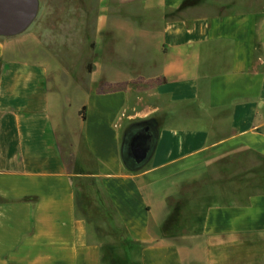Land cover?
Wrapping results in <instances>:
<instances>
[{
    "label": "crops",
    "instance_id": "0c3cea01",
    "mask_svg": "<svg viewBox=\"0 0 264 264\" xmlns=\"http://www.w3.org/2000/svg\"><path fill=\"white\" fill-rule=\"evenodd\" d=\"M96 8L100 47L136 27L141 52L101 56L69 161L47 66L7 58L0 38V264H102L114 232L142 244L139 264H264V0ZM152 117V158L129 173L121 134ZM182 207L198 218L167 234Z\"/></svg>",
    "mask_w": 264,
    "mask_h": 264
},
{
    "label": "rangeland",
    "instance_id": "374dc122",
    "mask_svg": "<svg viewBox=\"0 0 264 264\" xmlns=\"http://www.w3.org/2000/svg\"><path fill=\"white\" fill-rule=\"evenodd\" d=\"M97 3L98 0H44L36 19L23 34L4 39L7 58L34 59L47 66L50 113L53 121L59 120L65 137V141L60 140V148L66 161L73 154L67 149V145L70 142V131L74 135L75 128L78 127L76 109L84 104L91 74L98 67L101 56L106 62L111 55L129 54L137 58L141 52L135 26L129 32L124 31V36L121 37V42L126 41L124 45H114V34L108 38L113 46L110 41H104L107 42L105 48L98 45L97 25L95 17L91 15L92 10H98ZM103 4L101 7H108L105 2ZM105 32L107 30L102 31V34L105 35ZM211 199L215 201V198ZM198 216L194 215L191 208L182 207L179 221L176 218L177 221L166 224L167 234H170L172 226L181 228L182 233L186 234L187 219L193 220ZM98 230L102 236L105 235L101 227ZM110 235L103 240L105 245L102 264H139L138 254L142 244L130 239H120L116 232L114 236Z\"/></svg>",
    "mask_w": 264,
    "mask_h": 264
},
{
    "label": "water",
    "instance_id": "95a60500",
    "mask_svg": "<svg viewBox=\"0 0 264 264\" xmlns=\"http://www.w3.org/2000/svg\"><path fill=\"white\" fill-rule=\"evenodd\" d=\"M44 0H0V38L23 34L36 19ZM159 135L155 117L130 122L120 138V162L129 173H137L150 162Z\"/></svg>",
    "mask_w": 264,
    "mask_h": 264
},
{
    "label": "trees",
    "instance_id": "16d2710c",
    "mask_svg": "<svg viewBox=\"0 0 264 264\" xmlns=\"http://www.w3.org/2000/svg\"><path fill=\"white\" fill-rule=\"evenodd\" d=\"M84 113H85V106H82V108L79 111V114L81 115V117L84 119Z\"/></svg>",
    "mask_w": 264,
    "mask_h": 264
}]
</instances>
